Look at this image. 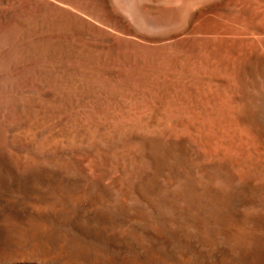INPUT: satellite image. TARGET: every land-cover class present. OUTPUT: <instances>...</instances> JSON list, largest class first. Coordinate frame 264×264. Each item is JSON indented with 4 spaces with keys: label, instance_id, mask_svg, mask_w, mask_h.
Here are the masks:
<instances>
[{
    "label": "bare ground",
    "instance_id": "obj_1",
    "mask_svg": "<svg viewBox=\"0 0 264 264\" xmlns=\"http://www.w3.org/2000/svg\"><path fill=\"white\" fill-rule=\"evenodd\" d=\"M0 264H264V0H0Z\"/></svg>",
    "mask_w": 264,
    "mask_h": 264
},
{
    "label": "rangeland",
    "instance_id": "obj_2",
    "mask_svg": "<svg viewBox=\"0 0 264 264\" xmlns=\"http://www.w3.org/2000/svg\"><path fill=\"white\" fill-rule=\"evenodd\" d=\"M115 35V36H114ZM118 35V36H117ZM110 36V35H109ZM123 39H125V38H123ZM112 43H115L113 46H115L116 44H119L120 46L123 44L122 43V39H121V36L119 35V34H116V33H113V35H112V40H111V44H110V46L112 47ZM120 43H122V44H120ZM127 44H130V42H129V40H127ZM249 44V43H248ZM250 46V45H249ZM188 48H191V51H189V55L191 56V58H192V61H193V59H196V61H197V67L199 68V70H200V72H199V70H198V68H197V72H199L200 74L202 73V75H203V77H206L205 79H204V84H202V85H200V86H198L197 87V89L198 90H196V91H194V96H196L199 100H201V106L203 107V109H199V108H196V103H194V106H192V108L194 109V114L196 115H194V114H192L191 115V113L190 112H187L186 114H185V116H181V118L179 119V121H183V123H182V127H180V128H184V129H186L187 127H188V125H187V121H196L197 119L199 120V121H201V119H203V121H213V103H212V101L209 99V96H207L209 93H213V91L216 89V86H218V84H223V82L221 81V75H218V74H220V73H218V66H219V63H220V60H222L224 57H229V54H227V53H221V54H215V52H214V54L215 55H212L210 52H211V50L210 49H206V48H202V47H199V43H197V42H194V43H190L189 45H188ZM196 48V49H195ZM201 48V49H200ZM195 50V51H194ZM246 50H248V48L246 47ZM129 49L128 48H126L125 46H123V47H121V48H119L118 49V52H119V56H120V58H122V57H125V56H127V55H129ZM201 51V52H200ZM209 52V53H208ZM124 54V55H123ZM203 54V55H202ZM209 56H208V55ZM208 57V59H206L207 57ZM205 57V58H204ZM200 58L201 59H203L202 60V62L203 63H201V60H200ZM210 58H211V61H210ZM200 60V61H199ZM40 59L39 58H34V59H32V75L33 74H35L37 71L36 70H38L39 69V67H40V65H41V63H40ZM195 61V60H194ZM194 61H193V63H194ZM195 61V62H196ZM75 62V61H74ZM74 62H72V63H74ZM206 62H208V63H206ZM215 62V63H214ZM219 62V63H218ZM59 63L60 64H65V65H67L68 63H69V61H67V60H65V59H59ZM201 65H200V64ZM206 63V64H205ZM69 64H71V63H69ZM78 63H76L75 62V64L74 65H77ZM199 64V65H198ZM207 65V66H206ZM118 66H119V64H118ZM201 66H203V68H201ZM212 67V68H210V67ZM215 66V67H214ZM192 68H194V67H192ZM205 69V70H204ZM210 69V70H209ZM209 70V71H208ZM19 71H21V68L20 69H18V73H19ZM202 71V72H201ZM211 71V72H210ZM218 74H217V73ZM205 73V74H204ZM208 73V74H207ZM210 75V76H209ZM209 77V79H207ZM193 79V78H192ZM195 79V78H194ZM193 79V80H194ZM214 79V80H213ZM196 80V79H195ZM192 81V80H191ZM216 81V82H215ZM207 82V83H206ZM209 82V83H208ZM21 89L19 90V94L17 93L16 94V96L14 95V97H13V102H12V104H11V107L10 108H8V112L6 113H4L3 114V121H7V124L9 125V127H11L12 126V124L15 122V121H22V116H23V107H22V104H20V102H21V99H22V97H24L25 95H27L28 93H32V94H35L36 96H38V95H40V96H44V94H46L47 92H49L51 89L50 88H47V87H45V90H44V87L43 86H39V85H35V83H30V82H28V80L26 79V78H23L22 80H21ZM218 83V84H217ZM209 84H211V85H209ZM213 84V85H212ZM215 84H216V86H215ZM40 87V89H39V87ZM202 86V87H201ZM209 86V87H208ZM43 87V88H42ZM207 87V88H206ZM39 91H38V90ZM50 89V90H49ZM200 89V90H199ZM210 89V90H209ZM212 89V90H211ZM37 90V91H36ZM203 90V91H202ZM209 90V91H208ZM206 91H208V92H206ZM28 92V93H27ZM35 92V93H34ZM38 92V93H37ZM201 92V93H200ZM27 93V94H26ZM40 93V94H39ZM194 100H195V97H194ZM208 102V103H207ZM196 105V106H195ZM211 105V106H210ZM206 108H205V107ZM21 107V108H20ZM148 107V106H147ZM145 107V108H143L142 110H141V112L142 113H144V114H146L147 112H148V109L150 108V107ZM36 108V107H35ZM191 108V109H192ZM212 108V109H211ZM147 109V110H146ZM192 109V110H193ZM197 109V110H196ZM208 109V110H207ZM201 110V111H200ZM197 111H200V112H197ZM205 111V112H204ZM196 112V113H195ZM207 112H209V113H207ZM199 113V114H198ZM207 113V114H206ZM188 114H190V115H188ZM208 114H209V116H208ZM197 115H200V117H198L197 118ZM203 115H205V116H203ZM211 115V116H210ZM214 117H215V119H214V121L216 120V115H214ZM200 118V119H199ZM205 118H207L206 120H204ZM211 118V119H210ZM66 121L67 120V116H62L58 121ZM197 120V121H198ZM185 125V126H184ZM184 126V127H183ZM178 134V133H177ZM193 142H194V148H195V152H194V163H196V164H199L200 162H202L203 160H205V159H208L209 158V154H210V149H208L205 145H204V143H203V141H202V139H201V135H200V133L199 132H196V131H194V139H193Z\"/></svg>",
    "mask_w": 264,
    "mask_h": 264
}]
</instances>
